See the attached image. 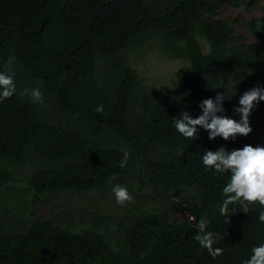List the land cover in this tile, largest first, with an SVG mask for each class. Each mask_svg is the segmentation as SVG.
Here are the masks:
<instances>
[{
    "label": "trees",
    "instance_id": "obj_1",
    "mask_svg": "<svg viewBox=\"0 0 264 264\" xmlns=\"http://www.w3.org/2000/svg\"><path fill=\"white\" fill-rule=\"evenodd\" d=\"M227 3L238 1L0 0V72L16 86L0 101V264H245L264 245V208L235 203L222 216L230 173L202 162L209 150L264 147V101L247 136L210 140L197 126L188 139L174 122L198 118L218 94L216 115L239 122L243 94L264 92V6L244 20L257 38L247 41L238 17L217 15ZM152 46L185 60L176 84L144 82L131 63ZM36 88L43 103L21 95ZM116 185L132 197L127 208L112 198ZM88 192L102 193L112 216L87 198L100 219L83 222L54 200ZM41 202L52 216L37 214ZM201 218L223 250L215 259L195 239Z\"/></svg>",
    "mask_w": 264,
    "mask_h": 264
},
{
    "label": "clouds",
    "instance_id": "obj_2",
    "mask_svg": "<svg viewBox=\"0 0 264 264\" xmlns=\"http://www.w3.org/2000/svg\"><path fill=\"white\" fill-rule=\"evenodd\" d=\"M14 59V58H13ZM8 73L12 72V60L7 63ZM16 92L13 74L0 72V101L11 98ZM22 96H30L34 103H43V95L39 88L25 89ZM226 99L225 95H217L215 102L212 99L203 101V114L198 118H191L187 112H182L178 119H175L177 131L185 138L192 139L197 136V126L203 127L209 133V139L222 137L224 140L234 139L239 136H247L252 132L249 124L250 111L256 101H264V92L254 88L246 93L239 100L241 107L237 111L241 114V120L221 117L216 115L222 111L221 102ZM103 111V106L96 109ZM128 160V153L120 161V166L125 167ZM203 165L206 168L214 169L216 173H230V179L222 189L224 200L220 206V214L227 216L229 205L239 203L244 213L249 210V205L259 204L264 208V147H252L246 145L243 149L226 152L224 148L217 151H207L202 157ZM116 203L123 206L131 201L132 197L128 190L120 185L112 189ZM193 219H195L193 217ZM264 223V211L258 217ZM208 221L201 218L198 224L199 233L195 239L200 245L206 248L209 254L215 259L222 254L221 248L213 249V234L205 233ZM245 264H264V245L253 247L250 259Z\"/></svg>",
    "mask_w": 264,
    "mask_h": 264
},
{
    "label": "rangeland",
    "instance_id": "obj_3",
    "mask_svg": "<svg viewBox=\"0 0 264 264\" xmlns=\"http://www.w3.org/2000/svg\"><path fill=\"white\" fill-rule=\"evenodd\" d=\"M238 4H223L219 7L217 15L222 18H235L238 17L240 22L236 23V30L242 37L247 41H253L257 39L252 34H248L245 31L244 20L250 19L252 16H260L262 12V7L264 6V0H237ZM138 53V52H137ZM136 52L130 54V61L138 69L139 75L144 82H155L161 86L174 85L177 82V70L179 66L185 62L181 58H174L167 56L162 50L156 46L148 47L142 55H138ZM102 193L88 192L84 194H70L61 193L59 197H55L56 203L59 207L71 208L70 214L75 217L76 220L83 222L88 221L91 218H95L96 221L100 219L97 215L92 213L93 208L86 206L87 198L94 199L100 205L99 215H110L113 212H109L105 209V205L110 203L106 201ZM100 196V198H98ZM112 198H115L114 196ZM58 207V208H59ZM127 208L125 204L122 206ZM36 212L38 215L43 217H50L52 213L50 211V204L41 202L36 207ZM191 215L189 212L185 211L177 215V218H186ZM112 217L108 218L109 223ZM104 226V224H103Z\"/></svg>",
    "mask_w": 264,
    "mask_h": 264
},
{
    "label": "bare ground",
    "instance_id": "obj_4",
    "mask_svg": "<svg viewBox=\"0 0 264 264\" xmlns=\"http://www.w3.org/2000/svg\"><path fill=\"white\" fill-rule=\"evenodd\" d=\"M159 85V84H158Z\"/></svg>",
    "mask_w": 264,
    "mask_h": 264
}]
</instances>
